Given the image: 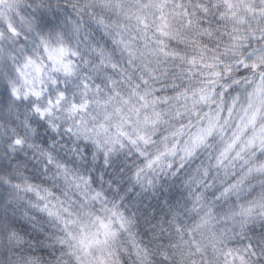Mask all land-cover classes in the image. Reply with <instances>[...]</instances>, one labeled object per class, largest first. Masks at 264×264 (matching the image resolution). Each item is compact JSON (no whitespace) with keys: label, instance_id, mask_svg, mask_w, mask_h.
Returning a JSON list of instances; mask_svg holds the SVG:
<instances>
[{"label":"clouds","instance_id":"1","mask_svg":"<svg viewBox=\"0 0 264 264\" xmlns=\"http://www.w3.org/2000/svg\"><path fill=\"white\" fill-rule=\"evenodd\" d=\"M0 264H264V0H0Z\"/></svg>","mask_w":264,"mask_h":264}]
</instances>
